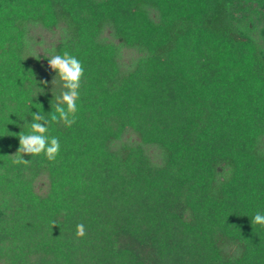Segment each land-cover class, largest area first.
<instances>
[{"label": "trees", "instance_id": "obj_1", "mask_svg": "<svg viewBox=\"0 0 264 264\" xmlns=\"http://www.w3.org/2000/svg\"><path fill=\"white\" fill-rule=\"evenodd\" d=\"M64 51L76 123L17 165ZM257 212L264 0H0V264H264Z\"/></svg>", "mask_w": 264, "mask_h": 264}, {"label": "clouds", "instance_id": "obj_2", "mask_svg": "<svg viewBox=\"0 0 264 264\" xmlns=\"http://www.w3.org/2000/svg\"><path fill=\"white\" fill-rule=\"evenodd\" d=\"M48 61L50 68L58 73L57 76L62 81L65 91L60 97L55 98L57 102L50 116H46L40 110L37 113H31L30 131L27 134L21 132L18 137L20 146L18 153L14 155L17 157L14 163L17 165L27 166L31 163L23 159L24 155L31 157L43 155L49 162L54 163L60 154L61 145L58 137L48 135L50 122L63 123L71 128L77 120L80 89L85 76L84 66L76 56L68 51H64L62 55H52ZM55 82L56 78L52 83L55 84ZM252 224L264 226V213L257 212L252 218ZM76 236L79 239L86 238L87 231L83 223L77 225Z\"/></svg>", "mask_w": 264, "mask_h": 264}]
</instances>
